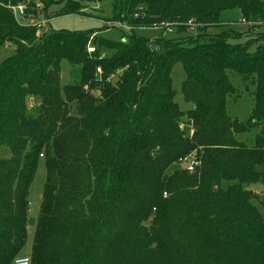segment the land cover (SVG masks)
Returning <instances> with one entry per match:
<instances>
[{
  "label": "trees",
  "instance_id": "1",
  "mask_svg": "<svg viewBox=\"0 0 264 264\" xmlns=\"http://www.w3.org/2000/svg\"><path fill=\"white\" fill-rule=\"evenodd\" d=\"M89 1L0 0V48L14 46L0 61V264L22 256L41 165L30 264H264V216L244 189L264 182V0H111L115 20L198 24L195 36L181 25L153 40L40 32L9 7L25 4L30 17L40 4L57 17L84 13ZM232 9L252 33H210ZM63 61L79 66L65 84ZM178 62L187 110L172 86ZM229 71L253 88L243 121L226 106L236 96ZM250 130L253 144L237 139ZM192 152L198 173L163 176Z\"/></svg>",
  "mask_w": 264,
  "mask_h": 264
},
{
  "label": "rangeland",
  "instance_id": "2",
  "mask_svg": "<svg viewBox=\"0 0 264 264\" xmlns=\"http://www.w3.org/2000/svg\"><path fill=\"white\" fill-rule=\"evenodd\" d=\"M26 3H29V0H26ZM20 4V3H18ZM28 5V4H27ZM84 8L82 11L84 13L81 14H64L57 17H48L54 11H48V16L41 10V5L38 4L37 6V13L34 15L33 13L30 14V17L26 18L23 22H30L36 23L38 27V31H44L49 29L54 30H61V29H68V30H97L96 35L98 37H102L106 40L116 41L120 40L122 35H128L125 31L120 30L116 26H109L108 21H115L112 15V8H111V0H92L89 2H85ZM29 7V5H28ZM222 23L217 26H213L209 28L210 33L220 32L225 29H234L239 32H245L247 35L251 34L252 32L248 31V24L247 22L242 20L241 14L238 9H232L222 12L221 15ZM40 25V26H39ZM198 26H196L197 28ZM138 33L142 36H145L150 39L155 38V32L152 30H138ZM189 35L195 36L196 32L188 31ZM188 33H184L182 35L187 36ZM175 35V34H174ZM177 35V34H176ZM246 38L241 39L244 41ZM14 50V46L7 44L5 47L0 48V61ZM111 52L106 51L107 56H109ZM79 66H73L69 64L67 61L62 62V69H61V84H65L67 82L74 81L76 79V73ZM172 74V86L175 90V101L178 103L181 109L187 110L191 107V104L186 102L182 93V82L185 79V72L182 63H176L171 71ZM230 81L236 87V96L235 94L228 95L226 98V106L228 109L229 114L237 118L241 121L246 120L252 110L253 107V99L250 93V90L253 89L250 87L248 90L244 87L245 84L241 83V79L238 75L234 72H230ZM34 99L31 102H28V109L31 110L32 106L34 105ZM255 130H250L248 132L240 133L237 135V139L243 141L247 144H253L255 141ZM6 155L5 151L2 152ZM185 168L182 164H172L163 172L166 176L173 175L177 169ZM201 168V167H200ZM197 172H190L189 175H193L198 173ZM44 181V169L41 165V168L37 174L35 182L31 188V195L29 197L30 200V217H33L36 220L38 219V212L41 202V194H42V186ZM227 182H224L223 185L226 186ZM244 189L249 193L251 197V203L261 211L262 215L264 216V207L262 204L264 203V182H255L249 185H245ZM166 196V195H165ZM163 194V197H165ZM170 196V194H169ZM168 196V197H169ZM154 212L155 210L152 209ZM154 218V213L149 216L148 219L143 220L141 224L145 227H150ZM35 223L33 226H29L27 230V239L24 245L23 250L21 251L22 256H30L33 242H34V235H35ZM127 228L131 227V221L127 223ZM132 228V227H131ZM167 262L166 260H164ZM155 264H159L158 261Z\"/></svg>",
  "mask_w": 264,
  "mask_h": 264
},
{
  "label": "built area",
  "instance_id": "3",
  "mask_svg": "<svg viewBox=\"0 0 264 264\" xmlns=\"http://www.w3.org/2000/svg\"><path fill=\"white\" fill-rule=\"evenodd\" d=\"M9 7L13 11L17 20L20 21L21 23H24L23 21L26 18H28V15L26 12L27 6L25 4H18L14 6L12 5ZM134 17L135 18L140 17V13L139 12L134 13ZM106 23H108L109 26L118 27L120 30L125 31V33L127 34H132L135 31L138 32V30H152L155 32V38L166 37V36L176 34L178 27H180L181 25H184L186 27V30L191 31V32L196 31L197 30L196 26H198L197 23L191 20L188 21L187 23L162 20V21L154 22L152 24H145V23L134 24V23L129 22L126 19H120V20H115V21H108ZM24 24H27V22H25ZM96 34H97L96 32L92 34L91 39ZM88 51L89 53L95 52L96 46L89 44ZM105 56H106V52L102 51L101 57H105ZM101 72H102L101 67H97L96 75L97 76L100 75ZM98 93H100V91H98ZM192 133H193V129H190V134ZM42 156L43 154H41V157ZM200 163L201 162L199 158L197 157L196 152H192L186 157L181 158L176 164H182L185 167V169H187L189 172H194L200 166ZM30 261H31L30 256H19L15 258L13 264H30Z\"/></svg>",
  "mask_w": 264,
  "mask_h": 264
},
{
  "label": "water",
  "instance_id": "4",
  "mask_svg": "<svg viewBox=\"0 0 264 264\" xmlns=\"http://www.w3.org/2000/svg\"><path fill=\"white\" fill-rule=\"evenodd\" d=\"M153 48L159 49V45H153ZM33 100V96L30 97V101ZM35 223V219L33 217L29 218V226H33Z\"/></svg>",
  "mask_w": 264,
  "mask_h": 264
}]
</instances>
